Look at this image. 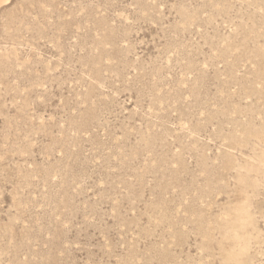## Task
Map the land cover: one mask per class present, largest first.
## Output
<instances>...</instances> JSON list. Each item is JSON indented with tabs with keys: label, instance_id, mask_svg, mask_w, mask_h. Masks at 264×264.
Returning <instances> with one entry per match:
<instances>
[{
	"label": "rangeland",
	"instance_id": "374dc122",
	"mask_svg": "<svg viewBox=\"0 0 264 264\" xmlns=\"http://www.w3.org/2000/svg\"><path fill=\"white\" fill-rule=\"evenodd\" d=\"M0 264H264V0L1 5Z\"/></svg>",
	"mask_w": 264,
	"mask_h": 264
},
{
	"label": "bare ground",
	"instance_id": "6f19581e",
	"mask_svg": "<svg viewBox=\"0 0 264 264\" xmlns=\"http://www.w3.org/2000/svg\"><path fill=\"white\" fill-rule=\"evenodd\" d=\"M7 2V0H0V6L5 4Z\"/></svg>",
	"mask_w": 264,
	"mask_h": 264
}]
</instances>
